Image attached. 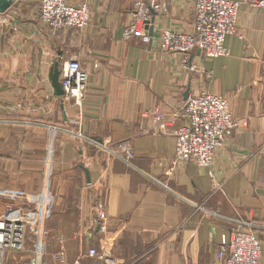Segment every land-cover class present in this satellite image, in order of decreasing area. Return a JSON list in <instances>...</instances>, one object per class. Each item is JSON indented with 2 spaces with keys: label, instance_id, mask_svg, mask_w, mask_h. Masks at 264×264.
<instances>
[{
  "label": "crops",
  "instance_id": "1",
  "mask_svg": "<svg viewBox=\"0 0 264 264\" xmlns=\"http://www.w3.org/2000/svg\"><path fill=\"white\" fill-rule=\"evenodd\" d=\"M39 1L11 0L0 14V216L36 206L48 264L57 250L78 264H213L221 236L243 220L264 264V10L240 7L229 56L196 50L184 64L159 48L163 30L192 34L184 0H162L152 37L129 40L122 32L136 0H71L87 4L89 24L59 32L40 24ZM70 60L88 75L79 106L56 96L49 78ZM187 89L225 98L233 119L246 122L208 170L172 165ZM156 115L173 127L154 134ZM29 260L26 252L7 264Z\"/></svg>",
  "mask_w": 264,
  "mask_h": 264
},
{
  "label": "built area",
  "instance_id": "2",
  "mask_svg": "<svg viewBox=\"0 0 264 264\" xmlns=\"http://www.w3.org/2000/svg\"><path fill=\"white\" fill-rule=\"evenodd\" d=\"M191 5L194 12V29L192 34L171 30H163L159 37V48L162 52L180 54L186 64L187 56L198 50L207 59H217L229 56L225 40L229 36H239L237 21L242 5L264 10V0H184ZM39 22L51 32L69 29L83 30L90 21V12L86 3L72 4L71 0H40ZM162 0H136L131 23L123 30V40L145 38L146 27L151 19V13H159ZM2 24L6 23L1 19ZM211 79V74H206ZM87 73L76 60H70L60 69L59 81L63 97L73 100L80 105L83 100ZM185 124L173 131L175 151L172 165L192 163L203 169H210L217 149L223 146L232 130L244 126L246 122L235 121L230 113L228 101L207 93L191 95L185 101ZM156 128L154 134L166 128L173 127L172 123L161 122V117L155 116ZM68 128H65L67 130ZM57 130V129H56ZM58 131H60L58 129ZM76 139L90 142L81 130H76ZM123 152L124 161L129 164L133 154L128 147ZM119 157V156H118ZM213 179V175L208 171ZM213 189L221 187L213 181ZM30 202L9 207L0 216V264L9 263L15 254H26V239L29 232L34 236L33 249L27 264H48L45 262L43 229L44 216ZM104 220V215H99ZM61 244V241H58ZM14 253V254H13ZM262 247L253 232V226L243 220L228 235H222L215 252L216 262L213 264H260ZM89 258L96 256L95 250H89ZM24 261L13 264H26ZM49 264H78L69 263L62 250H57L51 256Z\"/></svg>",
  "mask_w": 264,
  "mask_h": 264
},
{
  "label": "water",
  "instance_id": "3",
  "mask_svg": "<svg viewBox=\"0 0 264 264\" xmlns=\"http://www.w3.org/2000/svg\"><path fill=\"white\" fill-rule=\"evenodd\" d=\"M11 4H12L11 0H0V14L5 13L11 7ZM155 17H156V13L152 12V18L150 19L146 27V30L148 31V36L150 38L152 37V33H153V22ZM59 77H60V70L58 68V64H54L49 77L51 86L56 96L63 97L64 93L61 87V83L59 81ZM188 95H189V90L187 89V91L184 94L185 100H187Z\"/></svg>",
  "mask_w": 264,
  "mask_h": 264
},
{
  "label": "rangeland",
  "instance_id": "4",
  "mask_svg": "<svg viewBox=\"0 0 264 264\" xmlns=\"http://www.w3.org/2000/svg\"><path fill=\"white\" fill-rule=\"evenodd\" d=\"M33 242H34V236L32 235L31 232H29V235L26 239V243H25V247H26V250L30 253L32 251V247H33ZM14 254V253H13ZM18 255V254H16Z\"/></svg>",
  "mask_w": 264,
  "mask_h": 264
}]
</instances>
